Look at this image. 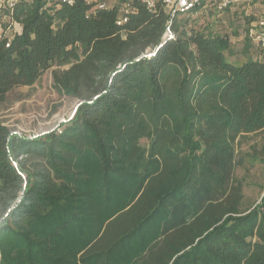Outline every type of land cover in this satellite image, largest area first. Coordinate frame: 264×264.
<instances>
[{
	"label": "trees",
	"instance_id": "trees-1",
	"mask_svg": "<svg viewBox=\"0 0 264 264\" xmlns=\"http://www.w3.org/2000/svg\"><path fill=\"white\" fill-rule=\"evenodd\" d=\"M154 3L1 6L0 105L51 70L77 106L36 138L0 124V264H264V188L244 208L234 174L264 130V51L232 63Z\"/></svg>",
	"mask_w": 264,
	"mask_h": 264
},
{
	"label": "rangeland",
	"instance_id": "rangeland-1",
	"mask_svg": "<svg viewBox=\"0 0 264 264\" xmlns=\"http://www.w3.org/2000/svg\"><path fill=\"white\" fill-rule=\"evenodd\" d=\"M93 1L112 7L121 4L122 0ZM263 15L264 0H258L256 4H238L220 13L208 8L193 17L199 18V26L207 27L213 34L228 37L231 53L226 57L232 63H240L246 57L261 59L260 49L254 45L251 34L253 26ZM18 30L19 27L14 24L7 34ZM246 38L249 39L250 48L248 55H243ZM76 105V100L54 89L49 70L33 87L17 88L8 95L0 105V124L7 127L12 135L36 138L54 130L60 131L72 118ZM237 151L241 163L236 166L234 174L242 182L243 206L247 208L258 202L264 188V130L244 136Z\"/></svg>",
	"mask_w": 264,
	"mask_h": 264
},
{
	"label": "built area",
	"instance_id": "built-area-1",
	"mask_svg": "<svg viewBox=\"0 0 264 264\" xmlns=\"http://www.w3.org/2000/svg\"><path fill=\"white\" fill-rule=\"evenodd\" d=\"M17 1L19 0H5L4 2L0 0V8L2 5L11 8ZM54 1L66 4L72 2V0ZM257 1L258 0H160L167 12L170 14V18H173L175 15H186L192 12H195V14L197 12L198 14L199 12L201 13L206 11L208 8L212 9L214 12L220 13L238 4H256ZM141 2L145 3L149 10L155 7L154 0H141ZM104 7V4H98V8ZM126 8L127 6L125 4L122 5V9L126 10ZM123 22H125L124 19ZM167 33L170 34L168 27ZM251 38L254 45L264 51V15L261 17V20L257 23V25L253 26Z\"/></svg>",
	"mask_w": 264,
	"mask_h": 264
},
{
	"label": "water",
	"instance_id": "water-1",
	"mask_svg": "<svg viewBox=\"0 0 264 264\" xmlns=\"http://www.w3.org/2000/svg\"><path fill=\"white\" fill-rule=\"evenodd\" d=\"M77 106V105H76ZM76 109V108H75Z\"/></svg>",
	"mask_w": 264,
	"mask_h": 264
}]
</instances>
